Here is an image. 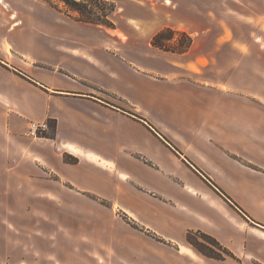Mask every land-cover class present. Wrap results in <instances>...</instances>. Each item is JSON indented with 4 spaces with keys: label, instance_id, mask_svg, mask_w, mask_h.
<instances>
[{
    "label": "crops",
    "instance_id": "0c3cea01",
    "mask_svg": "<svg viewBox=\"0 0 264 264\" xmlns=\"http://www.w3.org/2000/svg\"><path fill=\"white\" fill-rule=\"evenodd\" d=\"M41 1L0 0V264H264V46L216 27L264 0H161L182 53Z\"/></svg>",
    "mask_w": 264,
    "mask_h": 264
},
{
    "label": "rangeland",
    "instance_id": "374dc122",
    "mask_svg": "<svg viewBox=\"0 0 264 264\" xmlns=\"http://www.w3.org/2000/svg\"><path fill=\"white\" fill-rule=\"evenodd\" d=\"M51 1L54 2V4H56V6L58 8H60V10L56 9V8H54V9L56 11L62 13V15H64V16H58V17H60L62 19H68V18L73 19L71 16H77V13L73 12V11L70 13H67L69 15H66L63 12L66 9L65 5H64V1H62V0H51ZM108 1L113 2L116 6L115 10L108 16L109 20L114 25H112L111 27H107V26L103 27L105 30V36H104L105 44L110 45L112 38L107 35V32H113V30L111 28H116V29H118L116 32L118 34H121L120 29L127 30L128 27H127L125 17L121 16L122 11H121V9H119L120 4L117 5V2L112 1V0H108ZM40 2H42V1L40 0ZM44 2L47 3L46 0H44ZM126 2H128V1L125 0V3ZM161 2H162L161 0H131V18L135 17V15H139V16L135 17L138 19V21H136V22L132 21V23H131V36L137 40L136 42L138 44H144V45L149 44L153 30L155 28L159 27L160 25L166 23V22L176 21L179 25H182L185 23L183 21L176 20L175 16H173V14H172L173 11L164 10L162 8ZM166 3L168 4L169 2L167 1ZM48 5L51 6L50 4H48ZM168 6L174 9L173 5H168ZM97 7H98V4L96 2H94V1L90 2L89 10H91V12L92 11L95 12V10L98 11ZM8 8H9V6H8ZM9 10H10V8H9ZM92 16L97 17V14L95 13ZM217 17H218L217 18V26H216L217 28L220 27V28L233 29V30H235V32L237 33L238 36L247 35L249 45L258 44V45L264 46V14L263 15L261 14L258 16H217ZM73 20H75V19H73ZM57 21H60V20L57 19ZM76 21H78V20H76ZM81 22H83V21H81ZM85 23H87V22H85ZM87 24H89V25L91 24L94 28H102L101 26H96L97 24H93V23H87ZM164 27H166V26H164ZM176 37L177 36H175L174 39H176ZM48 125H49V123H48ZM49 128H50V125H49ZM46 133L47 132H45L42 135H45ZM25 227L32 229L31 224H28ZM30 232H32V230H30ZM0 233H1V229H0ZM203 233H205V232H203ZM196 240H197V242L201 243V245H204L208 248V246H209L208 240L205 237L197 235V237L195 238V241ZM23 243H24L25 247H30L29 246V243H30L29 239L25 238ZM39 244L40 243L38 241L37 242L35 241V243H34L35 250H37V251H38L37 246L41 247V248L47 247V246L46 247L41 246ZM14 249L13 250L11 249L9 251H11L13 253V252H15ZM32 249H34V247H32ZM31 253L32 252H26V255H24V257L30 258V256H32ZM39 254H42V256L44 257L43 253H39ZM32 257H36V256H32ZM45 259H46V257H45ZM15 262H13V264ZM10 263L12 264V262H10ZM36 264H53V262H46V261L43 262V260H42V262H37Z\"/></svg>",
    "mask_w": 264,
    "mask_h": 264
},
{
    "label": "trees",
    "instance_id": "16d2710c",
    "mask_svg": "<svg viewBox=\"0 0 264 264\" xmlns=\"http://www.w3.org/2000/svg\"><path fill=\"white\" fill-rule=\"evenodd\" d=\"M64 1L66 15L70 12H76L77 16H71L73 19L83 21L87 23H93L97 25H103L111 27L114 25L108 18V16L115 10V4L108 0H62ZM96 2L98 4V11L91 12L89 10L90 2ZM53 8L59 9L54 2L46 0ZM103 8V9H102ZM94 9V8H93ZM104 12V13H103ZM97 14V17L92 15ZM176 39H174V37ZM150 44L156 48L165 51L185 52L192 44V37L184 30L174 29L170 26H166L154 33L150 39ZM65 161L73 162L75 158L66 155ZM197 235L203 236L208 240V248L201 243L195 241ZM187 242L199 253L206 257L214 259H224L225 257L233 256L232 252L221 245L219 241L211 235H207L201 231H188L186 233Z\"/></svg>",
    "mask_w": 264,
    "mask_h": 264
},
{
    "label": "built area",
    "instance_id": "2783aa9c",
    "mask_svg": "<svg viewBox=\"0 0 264 264\" xmlns=\"http://www.w3.org/2000/svg\"><path fill=\"white\" fill-rule=\"evenodd\" d=\"M49 129L47 121H31L29 123L28 132L31 136H41Z\"/></svg>",
    "mask_w": 264,
    "mask_h": 264
}]
</instances>
